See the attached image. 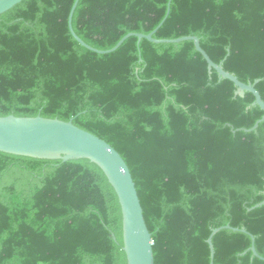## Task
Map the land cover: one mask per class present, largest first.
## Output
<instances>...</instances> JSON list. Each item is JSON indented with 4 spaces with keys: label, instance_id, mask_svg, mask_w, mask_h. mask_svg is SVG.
Wrapping results in <instances>:
<instances>
[{
    "label": "trees",
    "instance_id": "1",
    "mask_svg": "<svg viewBox=\"0 0 264 264\" xmlns=\"http://www.w3.org/2000/svg\"><path fill=\"white\" fill-rule=\"evenodd\" d=\"M75 0L0 16V118L57 119L109 144L132 176L154 264H264V113L209 72L193 42L81 47ZM168 4H170L168 8ZM169 13L167 15V11ZM193 36L264 102V0H79L75 34L99 51L128 34ZM244 229L246 233L240 232ZM0 264H127L101 169L0 152Z\"/></svg>",
    "mask_w": 264,
    "mask_h": 264
},
{
    "label": "water",
    "instance_id": "2",
    "mask_svg": "<svg viewBox=\"0 0 264 264\" xmlns=\"http://www.w3.org/2000/svg\"><path fill=\"white\" fill-rule=\"evenodd\" d=\"M24 0H0V16L11 10ZM79 0H75L74 5L68 17V28L73 39L83 48L97 54H110L116 51L119 46L128 38L136 37L138 43L144 39L154 44H178L181 42H193L195 50L202 56L208 66L209 72L214 70L221 80H228L235 88V94L243 97L249 93L254 98L253 106H257L264 113V102L259 93L255 90L254 84H244L234 75L226 72L222 64H215L209 56L201 49L199 40L196 37L188 36L174 40H156L154 33L162 25L148 34H128L122 38L118 44L111 50L99 51L88 46L73 31L72 17ZM170 4H168L169 8ZM169 9L167 11V15ZM264 121V116L258 121L250 131L256 130L259 123ZM0 152L15 156H24L43 160H56L67 162L70 160L85 159L90 163L97 165L104 173L109 184L113 188L121 208L122 215V238L123 251L126 256L127 264H154L153 242L151 234L147 228L143 210L137 195L135 184L125 161L109 144L98 137L87 133L72 124V122H62L57 119L36 118H17L8 116L0 118ZM264 202L256 207L262 206ZM221 230H232L230 226L221 227L212 230V234L207 240L210 249V264H213L214 250L212 246V237ZM240 232L246 233L244 229ZM250 252L253 257L261 258L254 246Z\"/></svg>",
    "mask_w": 264,
    "mask_h": 264
}]
</instances>
